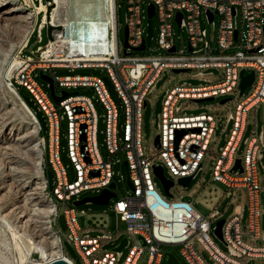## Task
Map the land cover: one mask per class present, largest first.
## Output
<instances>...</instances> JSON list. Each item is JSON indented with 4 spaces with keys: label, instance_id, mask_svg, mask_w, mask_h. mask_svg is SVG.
<instances>
[{
    "label": "built area",
    "instance_id": "1",
    "mask_svg": "<svg viewBox=\"0 0 264 264\" xmlns=\"http://www.w3.org/2000/svg\"><path fill=\"white\" fill-rule=\"evenodd\" d=\"M127 13V46L123 55H119L116 42L115 11L113 0L112 22L101 30L99 27L85 25V35H67V28L52 30V40L35 49L36 57L23 55L27 45L23 41L16 56L18 64L11 72L10 83L17 88L27 90L30 100L41 111L46 122L44 169L41 174L48 178L49 192L59 201L68 234L66 242L71 243L77 252L81 264H137L147 247L145 264H162L165 257L163 245H179V255L186 264H248V258H264V229L260 228V187L258 164L264 168V112L263 126L251 137L243 138L246 125V113L255 104L262 103L264 110V0H125ZM146 3L144 10L142 4ZM152 5L153 15L158 18L157 46L165 50L158 54H136V47L144 43L133 31L135 12L148 15V6ZM180 13L179 22L176 14ZM41 16L40 24L34 32L41 40V30L46 20ZM209 14H212L210 20ZM240 15V19H239ZM218 17L217 48L207 38V31L201 25V18L213 23ZM37 17V16H36ZM173 22L184 28L188 39L185 46L177 47L172 35ZM53 24V23H52ZM58 24V23H56ZM54 24V26H56ZM84 33V32H82ZM100 33H108L104 52L92 51V38ZM236 33V36H235ZM244 43V49L231 52L226 50ZM173 48V51L170 49ZM99 67L105 70L103 76L87 74H57L55 68H66L72 72L78 68ZM193 69L192 75L203 81L198 85H177L165 91L161 108L157 114L158 143L155 151L145 156L141 146V110L147 104V94L155 88L160 73L164 69ZM212 68L219 69V79L211 82L204 78L212 74ZM251 68L254 72L252 91L240 100L233 113L226 115L221 122L227 130L226 140L219 147L218 155L210 149L217 129V118L210 113H187L183 111L180 100H192L203 97L225 96L239 92L240 69ZM38 69L51 75L54 86L68 91L79 86L92 87L95 99L104 108V145L108 156L104 158L97 143L98 114L92 97L79 92L55 102L35 79ZM110 82V88L103 77ZM56 91V90H55ZM69 92V91H68ZM57 94V93H56ZM225 98V97H224ZM122 108L124 120L120 123L119 112ZM35 114V113H34ZM36 121L39 120L35 117ZM66 120L67 156L74 169V179L68 180L66 167L62 163L59 143L60 120ZM184 131L177 141L178 132ZM155 135V136H156ZM83 137V138H82ZM155 138V137H154ZM245 144V152L240 159L241 169H233L236 151L240 142ZM122 153L127 162V172L133 189L125 196L114 200L111 210L115 215L114 233L105 228L83 229L77 222L76 209L71 200L80 199L84 192L98 194L113 181L112 165L119 159L114 154ZM206 154L215 157L212 178L226 188V197L239 198L244 191L246 204L237 203L233 214L224 219L222 241L226 251L221 250L212 238L217 218L214 210L209 217L203 216L192 204L184 199L167 196L163 189L159 191L158 178L153 173L154 165H162L168 172L167 179L174 184L179 177H195L202 168V159ZM42 163V162H41ZM93 172L97 174L93 175ZM51 174V183L49 175ZM191 178V180H192ZM190 180V182H191ZM190 184V183H189ZM113 190V189H112ZM114 191V190H113ZM111 200V198H110ZM110 202V201H109ZM84 213V210H80ZM246 214V230L241 229V219ZM33 215V212L31 213ZM56 217V219H57ZM120 223L123 224L121 229ZM125 236H120L121 232ZM248 234L256 242L242 239ZM217 237V236H216ZM125 238L121 250L115 248ZM137 238V243H130ZM110 242L113 247L96 255L103 245ZM60 256H42L26 236L17 233L14 223L0 216V245L8 252L11 260L20 261L19 246L29 248L27 262L24 264H45L62 257L70 264L72 258L63 251V241L59 232ZM198 243L207 254L206 261L196 249ZM127 252L122 256L123 248ZM20 264V262H19Z\"/></svg>",
    "mask_w": 264,
    "mask_h": 264
},
{
    "label": "rangeland",
    "instance_id": "2",
    "mask_svg": "<svg viewBox=\"0 0 264 264\" xmlns=\"http://www.w3.org/2000/svg\"><path fill=\"white\" fill-rule=\"evenodd\" d=\"M56 6L50 5V11L53 7H57V21L56 22H66L70 19L72 14V0H56ZM47 0H16V3L19 4L22 8V11L18 14H14L5 20H0V107H3L5 111H9L8 121L6 126L0 127V174L4 177H7L9 181L10 178H14L15 181L19 180H32L31 183L35 181V174H31L33 171V167L31 165V155L26 152H22V149L18 145H14L11 151L6 148L7 142L10 139V135L8 133L10 127H13V132L22 131L26 127L30 126L31 121L29 118L24 114V112L19 108L18 102L11 99L8 94L5 92L4 87L1 85V74L8 68H10V73L14 69V67L18 64L19 58L16 56L19 50V44L21 39L26 31V28L29 24H33V21H36V27L40 24L41 16L43 14V5L42 3L46 4ZM116 4V11H115V24H116V42L119 55H123L124 50V39H125V16L127 13V7L125 0H115ZM69 6V7H68ZM142 8L146 10L147 5L146 3L142 4ZM70 10V15L68 14L67 10ZM35 10H39L37 17H35ZM32 11L30 14V18L23 19L25 14ZM144 14V13H143ZM17 15V16H16ZM21 15V16H19ZM16 16V17H15ZM23 16V17H22ZM15 17V18H14ZM35 19V20H34ZM240 19V15H239ZM3 21V22H2ZM142 27L145 32V40H146V49L140 50L139 52H133L136 54H158L165 52V50L160 49L157 46L156 37L158 32V18L156 15L152 17H148L145 14L142 20ZM80 31H78L79 35H82L84 32L83 25L84 23H79ZM201 25L207 31V38L211 42L214 47L215 52H219L220 50L217 48V29H218V17H214L213 23H208L205 19L201 18ZM173 31L174 34L172 35L174 39V43L177 47L185 46L186 41L188 39L187 32L184 28L180 27L177 22H173ZM98 35L92 38V51L93 52H104L99 51V45H103L104 39L97 38ZM48 41V37L46 34V27L41 30V40L39 41L37 38V33L33 32L29 37L27 45L22 50L23 55H31L36 57L38 54L35 53V49L39 45H44ZM244 43L235 45L234 47L226 50L227 52H231L237 49L245 50ZM15 62V63H14ZM57 74H68V73H77V74H87V75H98L103 76L105 70L103 68H78L74 71L70 72L66 68H55L54 69ZM212 74L204 76V78H209L211 82L217 81L219 79V69L212 68ZM38 71L34 74V79L44 88L48 89L46 82L42 81L38 76ZM196 70L189 69L185 71L174 72L172 69H164L160 75L159 79L156 83L154 89H152L147 94V104L141 110V123H140V133H141V146L144 152V155H150L155 151L154 147V137L158 132V119L157 114L161 108V101L163 94L166 90L177 86V85H198L203 83V81L199 78L202 77H193L192 75L195 73ZM251 68H246L245 73H249ZM185 83V84H184ZM253 85L248 86L242 94L239 92L227 94L225 96H216L212 100L208 101H201V102H194L192 100L183 99L180 100L183 111L187 113H210L216 116L217 118V129L214 134V140L210 144V149L213 151L215 155L219 153V147H222L225 143L227 134V130L223 129L221 122L224 121L225 117L229 113H233L236 104L242 100L245 96H247L252 91ZM17 89L22 94V96L26 99V101L32 106L34 113L36 114L42 128L46 129V122L43 117L41 111L37 110L36 106L30 100V95L27 90L21 86H18ZM64 88L59 86H55V90L57 94H60V91ZM77 90L80 94L88 95L92 97L95 109L98 114V125H97V143L99 147V151L104 158L108 156L104 145V108L99 101L95 99L96 95L92 87L89 86H79L76 89L71 88L68 91L72 92ZM229 97L230 99L225 103H219V100ZM17 100V99H16ZM119 120L120 123L123 122V112L122 108L119 109ZM263 104L257 103L253 105L246 113V125L245 130L243 132V138L251 137L256 135L261 127L263 126ZM59 143H60V156L62 163L66 167L67 177L69 181L74 179V169L72 163L70 162L67 156V146H66V120H60L59 124ZM41 135V132H39ZM42 150V144H39ZM20 150V151H19ZM21 152V153H20ZM245 152V144L241 141L238 149L236 151L235 157L242 159ZM13 162H10V166H13V169H9L7 167L8 157H11ZM112 159H119V162H115L112 165L113 169V181L115 182L116 186L113 189L116 193V196L112 197L110 202L104 205L95 204V203H84L79 206H76V213H77V222L83 229H91V228H105L110 233H114V219L115 215L111 210L112 204L114 200L125 196L131 188L126 183L127 178V171L123 164L124 155L122 153H116L112 157ZM215 162V157L211 156L210 154H206L202 159V168L197 172L194 178H192L190 184L187 187H183L182 185L178 184L177 182L171 187V192L174 195V199H184L187 201H191L193 206L205 217H209V214L214 210H218L220 215L217 218H224L228 219L233 214V207L237 203L246 204V199L244 195V191L238 192L239 198L231 199L226 197V188L225 186L212 178V168ZM41 168L44 169V160L42 159ZM4 170V171H3ZM8 172V174H7ZM165 175H168V172L165 170ZM6 174V175H5ZM0 175V176H1ZM49 181L51 183V174L48 176ZM258 180L260 187H263L264 184V168L258 164ZM8 181V182H9ZM30 183V184H31ZM159 191L162 192L161 184L158 185ZM4 190L0 191V216L3 213L7 212L8 208L10 207L9 198L10 192H6L2 197V193ZM94 192L87 191L84 192L82 195H91ZM11 197V196H10ZM74 198L71 200V202ZM33 201V200H32ZM84 210V213H81L80 210ZM260 228L261 230L264 229V190H260ZM246 214L241 219V229L242 231L246 230ZM53 226L57 227L62 237V247L63 251L66 255L70 256L75 264H81L79 256L75 251L73 245L71 243L66 242L65 237L68 234L67 227L65 225L63 212L62 210L59 211L58 217L53 220ZM121 229H123V224L120 223ZM120 236H125V232H121ZM212 238L216 245L223 251H226V246L224 242L214 236L212 234ZM242 239L249 243H260L256 242L252 239V237L248 234H243ZM130 243H137V238H130ZM196 249L201 254V256L208 262L211 261L208 259L207 252L200 247L198 243H195ZM113 247L110 242H107L103 245V248L96 253L99 256L104 250H109ZM162 248L165 252H172L174 253L177 258L179 259L181 264H186L185 261L179 255V245H163ZM127 252V247L123 248L122 256H124ZM148 255L147 247H144V252L142 253L141 257L137 261V264H145L146 258ZM166 256L163 258L162 264H166ZM20 264H24L27 262L26 258ZM18 260L14 263L8 252L0 245V264H19ZM248 264H264V258H248ZM119 264V263H117Z\"/></svg>",
    "mask_w": 264,
    "mask_h": 264
},
{
    "label": "bare ground",
    "instance_id": "3",
    "mask_svg": "<svg viewBox=\"0 0 264 264\" xmlns=\"http://www.w3.org/2000/svg\"><path fill=\"white\" fill-rule=\"evenodd\" d=\"M56 2V0H47L46 4L42 3L43 9L40 10L45 12L43 20L49 18L50 23L57 21V7H53L50 12L47 11V5L51 3L53 6H56ZM21 11L22 8L16 3V0H0V20H5ZM67 11L70 15V10L68 9ZM112 11L113 0H72V14L70 19L66 22L58 21L56 23L65 25L67 28V35L70 37L80 31L79 23L83 22L84 27L82 30L84 33L82 35H85V31L88 30V28L85 27L87 24L89 26L91 25L90 28L94 26L99 27L102 31L105 30L112 22ZM31 13L32 11L25 14L23 19L30 18ZM34 13L36 17L39 10H35L33 14ZM143 13L144 12H135V21H142L144 17ZM133 31H138V38H145L142 22H135L133 24ZM33 32L34 21L33 24H29L26 28L19 47L23 41L29 39ZM97 38L104 39L103 45H101L102 43L99 45V51H104V44L108 40V33H100ZM1 78V85L4 87L5 92L11 99L18 102L19 108L31 121L30 126L22 131L17 130V132H13V127H10L8 131L10 139L7 142L6 148L9 152V150L11 151V149H13L14 145H18L20 149H22V152L24 151L31 155L30 163L33 167L31 174H35V181L33 183H31L32 180H19L14 182V178H10L11 181H9L7 179L8 176L4 177L3 174H0V191L4 190L1 197L6 192H10L8 200L11 204L7 209L8 211L3 213L2 216H5L9 222L14 223V227L18 234L26 236L27 240H31L37 248H40L42 256L57 257L60 256L61 248L59 243V230L57 227L53 226V220L56 221L59 201L56 200L54 193L49 192L48 178L40 172L42 159L44 160L45 158V135L40 130V122L36 121L28 108L20 102L15 91L9 87L7 82L11 78L10 68L2 72ZM3 109V107H0L1 128L6 126L8 122L6 118H8L9 114V111ZM39 132H41V135H39ZM39 144H42V150ZM12 158L13 156L8 157L7 167L9 169H13V166L9 164L13 162ZM32 212L33 215H31ZM28 249V247L23 249L19 246L18 250L20 252L21 262L27 258Z\"/></svg>",
    "mask_w": 264,
    "mask_h": 264
},
{
    "label": "water",
    "instance_id": "4",
    "mask_svg": "<svg viewBox=\"0 0 264 264\" xmlns=\"http://www.w3.org/2000/svg\"><path fill=\"white\" fill-rule=\"evenodd\" d=\"M50 7H51L50 5H47V11L48 12H50ZM152 16H153V7H152V5H149L148 6V17L150 18ZM180 18H181L180 13H177L176 14V21L179 22ZM209 18H210V20L212 19V14H209ZM45 27H46V34H47L48 40H52V36H51L52 30H54V29L60 30L61 29V25L60 24H56V26H54V24L50 23V19L49 18L46 19V26ZM235 36H236V33H235ZM124 46L125 47L127 46V27L126 26H125ZM141 49H144V43H142L141 45H139L138 47L135 48V50H141ZM170 50L173 51V48H171ZM173 71L174 72H179V71H185V69L176 68V69H173ZM243 72H244V69L243 68L240 69V81H239V84H238V89H239V93L240 94H242L243 91L248 86H250L252 84L253 79H254L253 70H251L247 74H243ZM38 76H39V78L42 81L46 82L48 90H49V95L55 102H58L61 99L65 98V97H67L69 95H76L78 93L77 90L72 91V92H68V91L63 89V90L60 91V94H56L54 81H53V78L51 77V75L45 73L42 69H39ZM103 78L105 79V81H106V83L108 85V88H110L109 80L105 76ZM7 83L9 84V87L15 91V93H16L18 99L20 100V102L22 104H24L28 108V110L32 113L33 117H36L34 112L27 106V104L21 98V96L17 92V89L10 83V81H8ZM212 99H214V98L209 96V97H203V98H196V99H193V101L194 102H201V101H208V100H212ZM229 99H230L229 97L222 98V99L219 100V103H225ZM183 133H184V131H182V130L178 132L177 141H178V139L180 138V136ZM154 143L155 144L158 143V136L157 135L154 138ZM123 164H124V166L126 168V171H127V162L123 161ZM233 169H241L240 159L239 158H237L235 160ZM153 173L158 178L164 193L167 196L172 197V194L169 192V189H170V187H172L174 185V182H173V180L167 179L165 177L162 165H154L153 166ZM92 174L95 175V174H97V172H93ZM191 178H192L191 175L190 176H185V177H179L177 179V183L182 185L183 187H187L189 185V183H190ZM126 183L128 184V186L131 189H133V185H132V183H131V181L129 179L128 172H127ZM115 186H116L115 182L111 181L108 184V186L106 188H103L98 194L89 195V196H83L80 199H75V200L72 201V204L74 206H79L81 204L88 203V202L95 203V204H100V205L107 204V203H109L110 198L116 196V193L112 190V189L115 188ZM223 223H224V218H221V219L217 220L216 226H215V229H214V233L221 240L223 239L222 238V230H221ZM125 243H126V239L123 238L121 240L120 244L115 249L116 250H121L122 247L125 245ZM165 256L167 258L166 259V264H181L179 259L177 258V256L174 253L165 252ZM45 264H70V263L67 260H65L64 258L58 257V258H56V259H54V260H52V261H50L48 263H45Z\"/></svg>",
    "mask_w": 264,
    "mask_h": 264
},
{
    "label": "trees",
    "instance_id": "5",
    "mask_svg": "<svg viewBox=\"0 0 264 264\" xmlns=\"http://www.w3.org/2000/svg\"><path fill=\"white\" fill-rule=\"evenodd\" d=\"M17 89V88H16ZM17 92L19 93V95L21 96V98L24 100V102L27 104V106L34 112L32 106L26 101V99L22 96V94L19 92V90L17 89ZM36 116V114H35ZM37 118V116H36ZM38 119V118H37Z\"/></svg>",
    "mask_w": 264,
    "mask_h": 264
},
{
    "label": "crops",
    "instance_id": "6",
    "mask_svg": "<svg viewBox=\"0 0 264 264\" xmlns=\"http://www.w3.org/2000/svg\"><path fill=\"white\" fill-rule=\"evenodd\" d=\"M69 7V6H68Z\"/></svg>",
    "mask_w": 264,
    "mask_h": 264
}]
</instances>
